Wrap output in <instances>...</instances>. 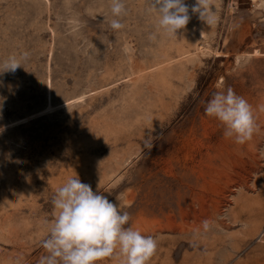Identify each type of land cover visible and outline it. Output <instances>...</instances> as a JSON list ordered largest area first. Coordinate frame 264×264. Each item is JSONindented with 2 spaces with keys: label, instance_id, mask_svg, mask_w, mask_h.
<instances>
[{
  "label": "rangeland",
  "instance_id": "1",
  "mask_svg": "<svg viewBox=\"0 0 264 264\" xmlns=\"http://www.w3.org/2000/svg\"><path fill=\"white\" fill-rule=\"evenodd\" d=\"M151 3L113 30L110 0H0V62L22 65L0 75V264L46 255L74 177L157 240L148 264H264V0H208L172 37ZM229 88L258 125L244 144L204 111Z\"/></svg>",
  "mask_w": 264,
  "mask_h": 264
},
{
  "label": "clouds",
  "instance_id": "2",
  "mask_svg": "<svg viewBox=\"0 0 264 264\" xmlns=\"http://www.w3.org/2000/svg\"><path fill=\"white\" fill-rule=\"evenodd\" d=\"M207 2L196 0L190 7L186 0H152L151 11L158 17L157 32L177 36L178 30L184 29L191 19L190 10L207 23ZM110 4L114 17L110 27L122 29L124 24L118 18L126 14L125 0H110ZM19 67H22L20 61L9 56L0 62V75L15 73ZM4 99L0 97V109ZM204 111L207 116L216 118L224 127V136L234 137L237 144L251 140L258 130L252 106L231 88L213 93ZM52 204L57 212L47 238L42 241L46 255L38 264H98L105 258H122L121 264H148L156 252L157 240L134 230L127 211L108 196L93 191L90 184L78 177L69 178L57 188ZM204 227L208 228L207 221Z\"/></svg>",
  "mask_w": 264,
  "mask_h": 264
}]
</instances>
